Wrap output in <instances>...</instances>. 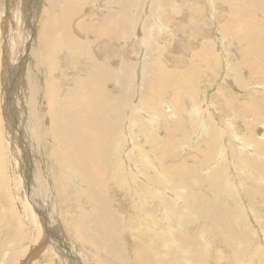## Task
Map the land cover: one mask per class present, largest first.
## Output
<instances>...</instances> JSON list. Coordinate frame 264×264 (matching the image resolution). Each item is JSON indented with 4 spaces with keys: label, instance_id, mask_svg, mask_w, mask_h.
Masks as SVG:
<instances>
[{
    "label": "bare ground",
    "instance_id": "6f19581e",
    "mask_svg": "<svg viewBox=\"0 0 264 264\" xmlns=\"http://www.w3.org/2000/svg\"><path fill=\"white\" fill-rule=\"evenodd\" d=\"M6 1L5 12L7 17H5V22L2 20L4 25L0 29L5 39L6 53L4 54V62L6 70L9 75L15 76L18 67L24 68L21 70V82L19 81L20 83H18V79L14 78L12 83H9L10 87L5 89L4 99L7 106L10 105L11 99H15L12 89L15 91L20 90V93L17 94L21 103H19L18 110H8V117L5 116L7 126L4 134L1 133L2 130L0 129V154L3 156L2 153H4L6 156L8 145L4 141L7 140L10 142L14 159L21 162L20 176L25 180V184L29 189V200L35 204L36 210L40 212L42 221L44 222L47 219V214L43 213L46 207L42 206V202H45L46 206L51 207L47 211L49 212L51 209L52 217L54 209L58 210L59 219L64 224V229H60H67L68 234L71 233L70 238L74 242L80 244L88 243L90 247L99 244V248H102L105 253H110L113 256L119 254L117 257L121 258V260L124 258V253H127L125 246L122 247L121 237L123 238L128 229H135V234L130 236L133 245L129 253L132 258L130 264H211L208 260L210 256L208 252L211 251H208L210 242L205 241V238L201 240L200 237H204L203 232L199 230V227L192 226L189 222L196 219L194 212L197 208L207 205L201 208L208 214L206 216L207 221L213 222L214 226H216L215 217L217 221L222 217L216 214L215 209L211 208L216 206V204L212 206L211 202L202 201L203 198L198 200V197L196 198L193 193H187L188 199L183 200L182 207L178 206V204L181 205V202L178 204L174 202L172 204L173 209H169L170 201L179 200V198H184L185 196L186 185L190 178V175L187 174L188 172L185 171L190 166L186 164L184 158L181 161L172 156L176 161H179L176 165L172 160L171 162L166 161L167 154L170 155L169 150H172H168L170 141L173 139V141H177L179 137L177 139L175 136L179 131L183 132V129L180 128V122L174 115V113H181V111L174 110V105L170 106L173 110H164L167 106L164 105L165 101H163V98H166L167 94H169L174 100L176 95H172L175 93H169V81L173 78L176 81L174 85H177L179 78L185 76V74L180 75L178 70L175 69L178 64L172 67V63H176L174 59L167 62L168 55L171 54L168 40L167 43L164 42L167 53L164 55L163 60L158 57L159 48L153 51V47L146 41L145 32L151 19L149 18L146 21L145 15L141 16L139 2L135 4L134 0H123L124 2L121 3L115 0ZM94 1H98V4L94 3ZM40 2L43 3V8L40 7L41 9L38 8ZM101 2H105L107 7L103 6ZM113 4L118 6H114L112 9L110 5ZM175 11H178V9ZM166 18V16L160 17L157 15L154 22L150 25V30L152 27L161 26V23ZM114 24H117L116 29L113 26ZM137 24L141 27L145 26V30L142 33L144 38L139 32ZM35 25L36 35L31 37ZM222 26L225 27L224 30H219L222 34L215 33V38H213V43L220 51V55L215 52L216 49L213 46L209 52L203 51L201 46L200 50H196V54L206 57V59L204 61L199 59L200 65L208 68L210 65L207 60H209L211 65L215 66L214 73H217L219 63L222 60L223 49L227 50L224 44L239 47L238 52L242 62L240 64L243 70L247 69L250 76L256 77V81H259L264 86V28L256 30L246 26L244 31H237L235 28L229 27L230 21H227ZM121 27L129 40L135 36V33L139 38L137 43L129 44V47L135 48V51L137 48L140 50L138 64L134 60L126 61L127 59H123L121 62L113 61V56L118 53L114 46L125 42V38L120 35ZM182 27L180 28L182 29ZM77 31L82 36H78L76 34ZM195 35H199V33ZM87 43L92 48V54ZM108 52L112 58H109ZM144 54L149 55L151 61H147L148 63L142 65L141 56ZM257 60H259V63L256 62ZM168 65L170 66L168 67ZM38 66H43L45 69L44 75H41ZM220 66L221 76L223 74L224 77L228 78L237 73L234 69L233 71H227V67L221 64ZM12 67H14L13 70L10 69ZM56 69L58 73H55ZM202 70L200 72L197 71L199 76L202 75ZM135 71H137L136 77ZM205 75H208V73ZM185 77V80H181L182 84L189 88L192 84V82H188L191 79V74H186ZM223 80L227 83L230 81V79ZM109 82L115 84V87L116 84L121 87L120 93L116 94L115 98L110 95ZM243 82L241 80L240 84ZM19 86L23 87L24 94ZM260 88L264 89V87ZM26 92L28 94H25ZM134 92L138 96V103L132 102L131 97ZM190 93L192 96H196L192 92ZM24 98L25 103H23ZM154 99L157 100L155 104L153 103ZM194 100H197L196 97ZM198 102L192 104L195 108L192 111H194V115H198L199 119V127L197 125L195 130L197 133L200 131L194 146L198 148L201 144H204L208 152L204 153L209 155V157L216 155V151L220 147L217 159L220 169L213 170V167H211V173L215 175L222 169L228 172H226L227 176L224 177V173L220 171L225 181L231 175L235 182L237 180V172H235L236 174L233 172L229 174V170L232 169L231 163H233V167L238 165L236 163L241 166L244 164L249 165L254 161L251 158L255 157L250 155L247 149L241 146L238 148L240 144L237 142V146L233 143L234 147L232 144L227 145V140L225 141L224 137L229 133V128L227 129L225 121L220 120V118L217 119L213 110L211 123L205 121L199 115L202 110L200 111L201 104ZM175 103L177 104V102ZM164 106L166 107L164 108ZM247 109L249 108L240 110L241 114L243 112H248V114L251 112L254 117L257 116L255 115L257 110L249 111ZM234 111L227 110L230 116H234ZM111 113L114 115L119 113L116 116V120L110 119L109 115ZM231 121L230 117L226 123H231ZM16 122H18L17 126ZM193 122L196 123L195 118ZM235 132L237 131L235 130ZM238 134L240 135V133ZM252 135L254 136L255 134ZM124 136L127 137L125 141L123 139ZM243 137L245 139V136ZM141 138L143 139L142 144L140 142ZM127 140L128 146L126 147L127 144L125 142ZM181 140L186 139L181 138ZM173 141H171V144ZM248 141V139L241 140V142L246 144H249ZM254 141L252 145H256L255 147L259 150L258 153L260 154V151L264 153V142L260 141V139L256 140L255 143ZM256 142L261 143L257 144ZM123 143L125 146H123ZM216 145L218 148L213 150ZM120 147L121 150L118 151ZM183 147L185 148V145ZM191 148L194 149L193 145ZM203 150L205 151V149ZM174 151L179 153V150L176 151L174 149ZM255 152L257 153L256 150ZM1 155L0 165H3V157ZM157 159L162 162H160V166L155 163ZM222 159L223 162L220 163ZM201 160L206 162L207 158ZM257 160V162L254 161L257 167L253 166V163L251 164L254 169L248 166H245L247 167L245 169L244 166H242L243 169H240V166L238 169H236L237 167L235 168L236 171L239 169L243 171L238 172V176L244 177L243 179L241 178L242 180L240 179L241 182L247 179L246 175L248 176V181L249 178L255 181L261 177L264 172V159L257 158ZM229 161H231L230 169H226ZM149 162L155 166L150 170L147 167ZM6 169L4 166L3 170L5 172ZM214 175H210L207 182H209L211 187L215 188L218 183H215L213 177H218V174ZM184 176L187 177V181L183 178ZM161 177H164V182H161ZM204 177L206 178V176ZM139 181L142 183L138 184ZM245 181L244 183H246ZM255 182L253 183L255 184ZM164 184H168L167 191H162V187H158L159 185L164 186ZM227 184L232 185L233 182H227ZM115 186L119 187L121 192H124L123 197L128 196L133 201L134 204H131L133 213L127 211L124 206L123 209L125 210L122 209L120 213L118 210L116 211L117 202H115L114 198H111V191L114 190ZM177 186L181 190L180 193ZM260 186L258 187L260 188ZM257 188H252V190L261 193L259 188ZM52 190H55L54 193L56 195L52 193ZM126 190L130 192H126ZM248 191L250 192V189ZM161 194L167 197L165 198ZM58 195L65 196V199L61 202L56 200L54 204V199H57L56 196ZM119 195L118 193L117 197ZM244 196L246 197V195ZM215 197L218 196L216 195ZM141 199L147 201H140ZM111 200L112 202H110ZM40 201L41 204H39ZM60 203L64 204V206L59 207ZM74 204L77 210L72 211ZM255 214L257 216V213ZM53 218L55 219V217ZM235 218H238V215H235ZM165 219L172 220L170 222L172 224L165 222ZM20 221L22 220L16 215L17 225L12 227L17 233L16 238L13 239L11 231L6 237V239L10 240L11 247L9 248L10 254L5 258L4 264H9L10 259L13 262L20 255L23 256L31 247H33L32 252L36 255L46 246V240L43 235L40 239L36 238L33 240L30 234L25 231L23 222L20 223ZM0 224L4 230L11 227L9 222H6V224L2 222L1 217ZM191 227L193 230L188 232L186 228L190 229ZM230 227L231 225H223L222 231L228 232ZM235 229L236 227L232 225L233 233L230 234L231 238L227 237L224 240L227 248L237 241L240 244L242 243L241 245L247 244L244 241L237 240L238 230ZM57 231L58 228L52 227V230L45 231V237L51 233L56 235L58 234ZM38 234L39 236L41 235L40 232ZM92 235L96 238L94 239ZM0 236V239H2V234ZM59 238L55 239L56 243L55 241L52 242L54 247L64 245V241L59 240ZM23 242H29V244H23ZM1 248L2 246L0 250ZM192 249L194 250L192 251ZM219 252L212 255L215 260H212L213 264H217L224 259ZM234 254L239 259V249L234 251ZM117 257L115 256V258ZM15 262L18 261L16 260ZM250 262L249 259H242V264Z\"/></svg>",
    "mask_w": 264,
    "mask_h": 264
},
{
    "label": "rangeland",
    "instance_id": "374dc122",
    "mask_svg": "<svg viewBox=\"0 0 264 264\" xmlns=\"http://www.w3.org/2000/svg\"><path fill=\"white\" fill-rule=\"evenodd\" d=\"M58 1H60V0H58ZM115 1H117L118 3L124 2L123 0H115ZM6 2H7L6 0H0V10H1L0 11V29H1V26L4 25V22L6 19L5 17H7L6 12H5L6 6H7ZM97 2L94 1V3H97ZM137 2H139V7L141 9V13H140L141 16L144 14L146 21L149 18L151 19L149 26L145 32V38H146V41L149 42V44L153 47V51H156L157 48H159L158 57H160L161 60H163L164 55L167 53V48H166L164 42L167 43V40H168V45H169V49L171 51V54L168 55L167 62H170L172 59H174L176 63H172V67L175 64H178V66L175 67V69L178 70L180 75L185 74V76H186V74H191L190 81L187 80L188 82H192V84L190 85L191 87H189V88H187L186 86H184L182 84V81L186 79L185 76H181L179 78L177 85H174V83H176V81H174V79L171 78V80L169 81V88H170L169 93H175L172 95H176V96H175L174 100L169 96V94H167L166 98L165 97L163 98V101H165L164 105L167 106V108H165L166 106H164V108H165L164 110H173V109H171L170 106L174 105V110H180L181 111V113L177 112V113H174V115H175L176 119H178V121L180 122V128L183 129V132L179 131V133H177V135L175 136V138H177V139L179 137V139L177 141L175 140L176 142L173 141L174 140L173 139V140H171V141H173L171 144V141H170V145L168 146V150L169 149H172V150H169L170 155L167 154L166 161L171 162V160H172L176 165V164H178L177 162H179V161H176L175 158H178V160H181V161H183V158H184L186 164L188 166H190L185 171V172H188L187 173L188 175H190L189 182L186 185L185 196H184V198H179V200L170 201V208L169 209H173L172 204L174 202L176 204L181 202V205L178 204V206L182 207L183 200L185 201L186 199H188L186 196L187 193H193V195H196V198L198 197L197 198L198 200L203 198L202 201H205V202L208 201L207 203L211 202L212 206H214L216 204V206L211 207V208L215 209L216 214L222 216L220 219H218V221L215 217V220L217 222V223H215L216 226H214L213 222L210 223L209 221H207L206 216L208 214H206L203 211V208H201V207H204L207 205H202L199 207V209L197 208L194 212V215H196V219H194L195 221L191 220L192 223H191V221L189 222L192 226L195 225L196 227H199V230L201 232H203L204 237L201 236L200 237L201 240H203L205 238L204 239L205 241H207L208 243L210 242V246H208V247H210L208 249V251L211 250L208 252V255H210L208 258L209 263L213 264L212 260L213 261H215V260H214L212 255L217 254V252H219V250H220L219 253H221V256L222 255L224 256V257L222 256V258H224V259L222 261H220L221 263L218 260L219 263H217V264H242V259H249L251 262L248 264H253V263L264 264V256H263L264 255V225H263L264 224V215H263L264 214V191H262V190H264V188H263L264 187V181H263L264 180V178H263L264 172L261 175L262 178L261 177L257 178L256 179L257 181L255 180L256 182L251 180L250 178H249V181H250L249 182L247 180L248 176L246 175L247 179H244V180H246L245 182L247 184L244 183V180H243V182H241V180L244 177H240V175L238 176V172L240 173L242 171L240 169H243L242 166H244V169L247 168L245 166L252 167V169H254L253 166L257 167L256 166L257 164L255 163L258 161L257 158L264 159V153H261L262 151H260V154H259L258 153L259 150L255 147L256 145L255 146L252 145L253 140L256 141V140L260 139V141L264 142V139H263L264 137H262L264 135V120H263V118H264V89L260 88V87H264V86L262 84H260L259 81H256V77L250 76L247 69L243 70L242 65L240 64L242 62L240 61V55L238 52L239 47L229 46V44H227V45L224 44L227 47V50L223 49L224 51L222 52V54L224 56L222 55V57H221L222 60L219 63V68H218L217 73L216 72L214 73L215 66L211 65L209 60H207L209 65H210L208 68L200 65V62H198V60L202 59L204 61L206 59V57H203L201 55L196 54V50H200L201 46L203 47V51H205V52H209L210 48L213 46L216 49L215 52L218 55H220V51L215 47V45L213 43V38H215L214 37L215 33L216 34L217 33L222 34L221 32H219V30L225 29V27H223V26L221 27V25H224L227 21H230L229 27L235 28L237 31H244L246 26H250L256 30H261L262 28H264V0H134L135 4ZM101 4L105 7H107L105 2L104 3L101 2ZM116 4L110 5V7L113 9V7L116 6ZM38 6H39L38 8L42 7L43 3L40 2L38 4ZM176 9H178V11H175ZM157 15H159L160 17L166 16L167 18L161 23V26L152 27V29L150 30V25L154 22ZM2 20H4V22ZM120 22H122V21H120ZM120 22H118V23H120ZM117 24L113 25V26H115V29H116ZM180 27H182V29ZM35 28H36V25L33 28L34 31L32 32L31 37H34L36 35ZM137 28H138L141 36L144 38L142 33L145 30V26L143 25L141 27L140 25H138ZM198 33H199V35H195ZM76 34L78 36H82V35H80V33H78V31ZM120 35L125 38V42H122L121 45L114 46V47H116V50L118 51V53L116 56H113V61L114 62H121L123 59H125V60L127 59L126 61L134 60L138 64L139 63L138 58L140 57L139 48H137L135 51V48L129 47L130 43H137L138 42L139 38H138V36H136L137 34L135 33V36H133V38L131 40H129L125 31L121 27L120 28ZM4 40H5L4 35L0 31V129L2 130V132H1L2 134H4V132L6 131L5 128L7 126V121L5 119V116L8 117L7 116L8 110H18L19 103H21L20 102L21 100L19 101V97H18L20 90L15 91L14 89H12V92L15 94L14 95L15 99L14 100L11 99L10 105L7 106L5 99H4L5 89H8L10 87L9 83H12L14 78H16V80L18 79L17 80L18 83L21 82L20 81L22 79V74H21L22 71L21 70L24 68V67H22V68L18 67L16 69V75L15 76H11V74L10 75L8 74V71L6 70V66H5L6 64L4 62V54L6 53V49L4 46L5 45ZM104 45H103V47H104ZM87 46L89 47L90 53L92 54V48L90 47V45L88 43H87ZM236 55H238L239 58ZM108 56H109V52H108ZM109 58H112V57L109 56ZM141 59H142V61H141L142 65L151 61L150 56L146 55V54L141 56ZM9 62H11V61H9ZM256 62L259 63V60H257ZM27 63H28V60H27ZM220 64L223 65L224 67H227V69H226L227 71L228 70L233 71V69H234L235 72H237V73L233 74V76H229L228 78L224 77V75L222 74V76H223L222 77L220 74V72H221ZM235 64H237V65H235ZM169 66L170 65H168V67ZM10 69L13 70L14 67H12ZM38 69L41 72V75L45 74V69L43 68V66H38ZM201 70H202V75L199 76L198 72H200ZM55 73H58L57 69H56ZM206 73H208V75H205ZM136 74H137V71H135V77H136ZM57 77H58V75H57ZM223 79H230V81H228V83H227ZM244 79H246V80H244ZM241 80H243L245 83L243 82L242 84H240ZM108 84H109L110 95H111V97L115 98L116 94L120 93L121 87L118 84H116V87H115V84H113L111 82H109ZM19 87L21 88V91L24 94L23 87H21V86H19ZM132 88H133V85H132ZM136 90H137V85H136ZM190 92H192L196 96H192V94ZM25 94H28V92H26ZM137 97L138 96H136V92H134V95H132V97H131L133 103H136V102L138 103ZM192 97H194V98L196 97V99L200 102H198L197 100H194V98H192ZM23 101H24L23 103H25V98L23 99ZM175 102H177V104ZM194 102H198L201 104L200 111L202 110V113L199 115H201V117L205 121L211 123L212 110H213V112H215L217 119L220 118V120L225 121L224 123L227 124L226 125L227 129L229 128L228 129L229 133L227 132L228 133L227 135H229V136L227 137V135H226L224 137L225 141L227 140V143H228L227 145L232 144V146L234 147V145L237 146L238 144H240L238 146V148H240V146H241L242 148L247 149L248 152L250 153V155H253L255 157V158H251L255 161V162L252 161L253 166L251 165L252 163H250V164L248 163L249 165L244 164L242 166L239 163H236L238 165H235L233 167V163H231L232 165L230 164V162L232 161L230 159L231 161H229L228 168H226V169H230L229 166L231 165L232 169H234V170L230 169L229 174H231L232 172L233 173L237 172V180L239 182L236 180L235 181L236 183H235L234 179L231 178V175L229 178L230 180L226 179V181H225L224 177L227 176V174H226L227 171H224L222 169L220 171L222 173H224L223 174L224 177L222 176V173L220 171L217 173L218 177L215 176L217 174L214 175L211 173L212 169L213 170H217L218 168L220 169L219 163H218L219 161L217 160L219 157L218 154H219L220 147H219V149H217L218 148L217 145L214 146L213 150L217 149L216 155H212L211 157H209V155L204 153V152H207V148L205 147L204 144H201L200 147H198V148H197V146L196 147L194 146L195 140L199 137V134H200V131L197 133L195 130L197 128V125L199 127V119L197 117L198 115H196V114L194 115V111H192V110H195V108L192 105ZM153 103L154 104L157 103V100L154 99ZM255 106H256V108H254ZM245 108H249V109H247L249 111L257 110L256 114H255L257 116L254 117V114L252 113L253 114L252 115L251 112H249L250 115L248 114V112H243L242 113L243 115H242L240 110H242V109L245 110ZM162 110H163V108H162ZM227 110H235L233 113L234 116H230L228 114ZM118 115H119V113L116 115L111 113V115H109V117L111 120H116V116H118ZM190 115H192L191 118H190ZM247 115H249V116H247ZM230 117L232 119L231 123L230 122L226 123L227 119H229ZM241 117H243V118H241ZM257 117H259L258 120H257ZM194 118L196 119V123L193 122ZM2 121H4V122H2ZM207 122H205V123H207ZM2 124H3V126H2ZM17 124H18V122H16V126H17ZM228 124H230L231 126ZM260 124H262V125H260ZM233 128L237 132H235V130ZM245 128H246V131H245ZM231 129H233V130H231ZM238 133H240V135ZM252 134H255V135L253 136ZM230 135H232V136H230ZM236 135H238V136H236ZM246 135H247V138H246ZM194 136H195V138H194ZM243 136H245V139H243L244 138ZM260 136H261V138L258 139V137H260ZM229 137H230V139H229ZM252 137H254V138H252ZM125 138L127 139V137L126 136L123 137L124 141H125ZM181 138L186 139V140H181ZM237 138L239 141L236 140ZM247 139L249 140L248 142L250 145L246 144L244 142H241V140H247ZM188 140H189V142H187ZM255 141H254V143H255ZM140 142H141V144L143 143L142 138H141ZM250 142H252V143H250ZM4 143L7 144L8 147H7V153H6L7 157L5 156L4 153H2L3 156L0 154L1 157H3L2 158V164L3 165H0V174L2 176L0 178V217H1L2 222H4L5 224H6V222H9L11 224V227H8L4 230L0 224V235L2 234V236H3V238L0 239V247L2 246V248L0 250V255H1L0 256V262H1L0 264H4L6 261L5 258L8 257L10 254L9 248L11 247V244L9 243L10 240L6 239L7 235L11 231V233H13V239H15L17 236V233L12 228V227L17 225L16 215L19 217L20 220H22V221H20V223L23 222L22 224H23L24 228L26 229V230L25 229L24 230L30 234V237L33 240H35L36 238L40 239V237H42V235H43L44 239L46 240V243H45L46 246L44 247V249L42 251L38 252L36 255L32 252L33 247H31V248H29V250H27L24 253L23 256L20 255L19 258L16 259L18 262H15L16 260L11 262V259H10L9 264H116V262H117V264H130L132 262L131 254H129L131 249H132V246H133L130 236H131V234H135V232H136L135 229H128L126 234L123 235V238L121 237V239H122L121 242H123L122 243L123 246L121 244H120V246H122V247L125 246V248L127 250V253H124V255H123V257H124L123 258L124 261H123V259L121 260V258L117 257L119 254L115 255L117 257V258H115V256L111 255L110 253H105V251H103L102 248H99V244L97 246L90 247L88 245V243L80 244L78 242H74L72 240V238H70L71 233L68 234L67 229L66 230L60 229V228L64 229V227H63L64 224L59 219L58 210L54 209V214H53V217H55V219H54L51 216L52 215L51 209L49 212L47 211V209H49L51 207L46 206L45 202H44L45 205H43L44 203L42 202V206L46 207V209L43 210V213L45 215L47 214L46 215L47 219H45L43 222L41 219L40 212L37 211L35 206H34L35 204L30 202V200H29L30 196L28 195L29 189L27 188V186L25 184V180L22 179L23 177L20 176V171L22 169L21 168V162H18L17 160L14 159V156H13V154L11 152V148H10L11 147L10 142L5 140ZM125 143L127 144L126 145V147H127L128 146V140ZM233 143H234V145H233ZM256 143L259 144L261 142H256ZM222 144H225V143H222ZM244 144H246L247 146ZM184 145H185V148L183 147ZM192 145H193L194 149L191 148ZM123 146H125L124 143H123ZM149 146H150V144H149ZM227 147H229V146H227ZM174 149L176 151L179 150V153L175 152ZM203 149H205V151ZM120 150H121V147L118 149V151H120ZM247 150H245V151H247ZM255 150L257 151V153L255 152ZM244 153L246 154V152H244ZM191 154H193L192 155L193 157L191 156ZM257 154H259V155H257ZM8 155H9V157H8ZM169 156H170V158H169ZM172 156L175 158H172ZM181 156H183V157H181ZM197 156L200 158V160H198L199 158ZM216 156H217V158H216ZM256 156H259V157H256ZM205 158H207L206 162L201 160V159H205ZM212 158H214V159H212ZM162 159H164V158H162ZM208 159H209V161H208ZM199 161H200V163H199ZM201 161L203 163H205V165L202 166L203 163ZM160 162L161 161H159V159H157V161L155 163L158 166H160V164L162 163V162L161 163ZM222 162H223V159L220 163H222ZM214 163H215V165H214ZM254 163H255V165H254ZM208 165H209V167H208ZM4 166L7 168L6 172L3 170ZM239 166H240V169L236 171V169H238ZM147 167H148V170H150V169L154 168L155 166H153L149 162V163H147ZM211 167H213V168L210 169ZM193 171H195V172H193ZM195 173H197L198 175ZM219 173H220V175H219ZM207 174H208V176H207ZM209 174L215 176V177H213V180L215 181V183L216 182L218 183L217 187H215V188L211 187L209 182H207L208 177H210ZM204 176H206V178ZM238 177H239V179H238ZM183 178L186 179L185 181L188 180L186 176H184ZM220 178H221V180H220ZM196 179L201 180V181H198ZM222 179H224V181H222ZM160 180H161V182H164V177H161ZM218 180L221 182H219ZM252 181L255 182V184H257L256 185L257 187L262 185V186H260V188L262 187L261 189L258 187L259 190L261 191V193H259L257 191L255 192L254 190H252V188H254V189L257 188ZM262 181H263V183L261 184ZM227 182L228 183L233 182V184L232 185L227 184ZM237 182H238V184H237ZM141 183H142L141 181L138 182V184H141ZM211 184H213V183H211ZM234 184H236V185L234 186ZM161 185H163V184H161ZM161 185H159L158 187H160V188L162 187V191H167V185L168 184L167 185L164 184L165 187L161 186ZM252 185H253V187H251ZM232 186H233V188H232ZM177 189H178V192L180 193L181 192V190H179L180 188L178 187ZM248 189H250V192L248 191ZM194 190L197 192H195ZM127 191L130 192L129 190H126V192ZM54 192H55V190H52V193H54ZM217 192L218 193L220 192V193L218 194ZM118 193L120 194L119 197H117ZM225 193H227V194H225ZM256 193H257V195H255ZM113 194H115V195H113ZM123 194H124V192H121L119 190V187H117V186H115L114 190L111 191V195H112L111 198H114L115 202H117V207H115L116 211L118 210V212L120 213V211H122L123 206H124L125 209H127V211L133 213L131 211L132 210L131 204L132 205L134 204L133 201L130 200V197H128V196L123 197ZM179 195H181V194H179ZM216 195L218 197H215ZM244 195H246V197ZM59 196L60 195L56 196L57 199H54V204L56 203V200H58V202H61L62 200L65 199V196L64 197L63 196L59 197ZM162 196L165 197L164 195H162ZM117 198H118V200H117ZM258 198H259V200H257ZM120 199H121V201H119ZM42 201H44V200H42ZM140 201H147V200L141 199ZM110 202H112V200ZM256 202H258V203H256ZM121 203L122 204L124 203V205H122ZM39 204H41V201ZM118 204H119V206H118ZM217 204H219V205H217ZM63 206H64V204H61V203L59 204V207H63ZM145 206L148 207L147 204H145ZM125 209H123V210H125ZM75 210H77V208H76V205L74 204L72 211H75ZM118 212H117V214H118ZM255 213H257V216ZM35 214H37V215H35ZM254 214H255V216H254ZM235 215H238V218H235ZM36 218H38V219H36ZM87 218H89V217H87ZM89 219H91V218H89ZM46 221H47V223H46ZM171 221L172 220H170V219H165V222H167L169 224H172V223H170ZM258 221H259V223H258ZM49 222L52 224H50ZM223 225L224 226L225 225H231L230 231H228V232L222 231ZM232 225L236 227L235 230H238L237 231V234H238L237 240H241V242L242 241L246 242L247 243L246 245H241L242 243L240 244L237 241V242H235L236 244L234 243L233 245L228 246V248H227V245L225 244L224 240L227 239V237L231 238L230 234L233 233L232 232ZM52 227L55 229L58 228L57 233L59 235L58 234L52 235V233H51V234H48L49 236L45 237V234H44L45 231L49 230V229L52 230ZM186 230L188 232H190L191 230H193V228L192 227L190 229L186 228ZM39 232L41 234L40 236L38 234ZM56 236L58 238L60 237L59 240H62L66 243L63 242L64 245H60L59 247H54V244H52V242L55 241V239L57 238ZM92 236L94 237V239L96 238L94 235H92ZM0 238H1V236H0ZM198 239H196V240H198ZM211 241H213V242H211ZM24 243L29 244V242L28 243L23 242V244ZM55 243H56V241H55ZM237 249H239V255H240L239 259L234 254V251H236ZM193 250L194 249H192V251ZM214 252H216V253H214ZM61 254H62V256H61ZM128 259H130V260L128 261ZM235 259H237V260H235ZM1 260H3V261H1Z\"/></svg>",
    "mask_w": 264,
    "mask_h": 264
}]
</instances>
